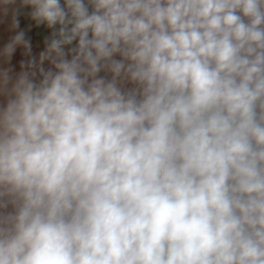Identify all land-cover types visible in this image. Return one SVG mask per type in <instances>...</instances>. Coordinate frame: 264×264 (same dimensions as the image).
I'll list each match as a JSON object with an SVG mask.
<instances>
[{"label":"clouds","instance_id":"clouds-1","mask_svg":"<svg viewBox=\"0 0 264 264\" xmlns=\"http://www.w3.org/2000/svg\"><path fill=\"white\" fill-rule=\"evenodd\" d=\"M0 264H264V0H0Z\"/></svg>","mask_w":264,"mask_h":264}]
</instances>
